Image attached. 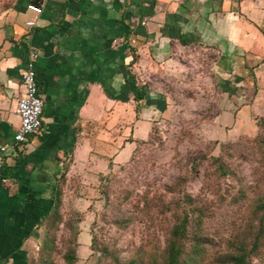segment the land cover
Listing matches in <instances>:
<instances>
[{
    "label": "rangeland",
    "instance_id": "1",
    "mask_svg": "<svg viewBox=\"0 0 264 264\" xmlns=\"http://www.w3.org/2000/svg\"><path fill=\"white\" fill-rule=\"evenodd\" d=\"M14 1L0 0V11ZM257 5L263 15L250 18L264 33V0ZM218 55L182 45L164 69L141 66L143 99L107 122L84 167L59 177L56 208L20 249L26 264H163L160 251L178 215L158 206L182 192L205 204L203 215L190 212L182 264H232L225 256L248 251L257 234L246 261L261 264L264 54L256 48L229 57L217 72ZM209 156L219 160L204 161ZM192 157L203 159L191 172ZM181 176L182 192L170 189Z\"/></svg>",
    "mask_w": 264,
    "mask_h": 264
},
{
    "label": "crops",
    "instance_id": "2",
    "mask_svg": "<svg viewBox=\"0 0 264 264\" xmlns=\"http://www.w3.org/2000/svg\"><path fill=\"white\" fill-rule=\"evenodd\" d=\"M257 1L263 2L16 0L1 9L0 144L7 149L0 170V263L26 264L20 249L51 207L59 177L84 167L107 122L121 120L124 105L137 102L134 86L144 93L141 66L164 69L182 45L216 48L217 72L229 57L250 56L256 48L264 54V33L250 18L263 15ZM32 49L42 129L18 143L15 109Z\"/></svg>",
    "mask_w": 264,
    "mask_h": 264
},
{
    "label": "trees",
    "instance_id": "3",
    "mask_svg": "<svg viewBox=\"0 0 264 264\" xmlns=\"http://www.w3.org/2000/svg\"><path fill=\"white\" fill-rule=\"evenodd\" d=\"M138 86H134V99L135 100H141L143 99L144 93L137 88ZM211 158V161L215 162L219 159L213 156L205 157L204 161H208V159ZM203 157H192L189 158L188 164L190 171H197L199 165H201V160ZM218 168H222V165L219 164ZM225 171V170H222ZM186 176H181V178H178L176 182L173 183L170 189L177 190L182 192L181 184L185 181ZM60 192L59 188H56V191L53 196L52 205L49 208L47 214L43 216L40 220H44L50 213L56 208L57 202H59ZM145 201V200H144ZM159 207L158 212L163 213L165 212L164 209L171 210L172 214L178 215L176 218V221L174 223H171L168 231H167V237H166V244L163 247L161 252V258L163 264H179L181 256L184 253V241L187 236V226L188 222L190 221V212H198V214H202L205 210V204L199 202L198 200L194 199L193 196H191L188 193H183L180 197L173 198L168 203H161ZM181 209V210H180ZM180 210V212H179ZM258 234L254 237V242L251 248L248 251L242 250L240 248V252L232 254L229 253L225 256L226 262H231L232 264H248L246 261V257L249 253H252L256 250L255 243L258 241ZM74 251L68 249L65 257L67 260H71L74 258ZM155 261V259H153ZM182 264V263H181ZM183 264H190V262H185ZM261 264H264V259L262 260Z\"/></svg>",
    "mask_w": 264,
    "mask_h": 264
},
{
    "label": "built area",
    "instance_id": "4",
    "mask_svg": "<svg viewBox=\"0 0 264 264\" xmlns=\"http://www.w3.org/2000/svg\"><path fill=\"white\" fill-rule=\"evenodd\" d=\"M28 8L37 13L40 11V8L32 4H29ZM26 24L32 26L34 22L29 21ZM37 59L38 53L34 49L29 50V56L26 61L25 69L21 74L23 93L18 98L15 109L19 118V125L13 136V140L18 143L25 142L28 137L34 133L40 132L42 129L44 101L39 92L36 80L35 62ZM6 149V144H0V170L3 167V157Z\"/></svg>",
    "mask_w": 264,
    "mask_h": 264
}]
</instances>
